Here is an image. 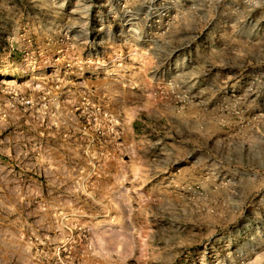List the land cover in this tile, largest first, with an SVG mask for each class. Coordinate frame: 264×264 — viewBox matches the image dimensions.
Returning a JSON list of instances; mask_svg holds the SVG:
<instances>
[{
    "label": "rangeland",
    "instance_id": "374dc122",
    "mask_svg": "<svg viewBox=\"0 0 264 264\" xmlns=\"http://www.w3.org/2000/svg\"><path fill=\"white\" fill-rule=\"evenodd\" d=\"M0 264H264V0H0Z\"/></svg>",
    "mask_w": 264,
    "mask_h": 264
},
{
    "label": "built area",
    "instance_id": "2783aa9c",
    "mask_svg": "<svg viewBox=\"0 0 264 264\" xmlns=\"http://www.w3.org/2000/svg\"><path fill=\"white\" fill-rule=\"evenodd\" d=\"M28 102H29V100H28Z\"/></svg>",
    "mask_w": 264,
    "mask_h": 264
}]
</instances>
